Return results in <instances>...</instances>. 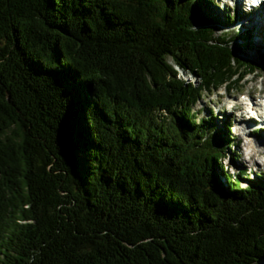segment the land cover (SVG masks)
<instances>
[{
	"label": "trees",
	"instance_id": "obj_1",
	"mask_svg": "<svg viewBox=\"0 0 264 264\" xmlns=\"http://www.w3.org/2000/svg\"><path fill=\"white\" fill-rule=\"evenodd\" d=\"M207 1L0 0V264L264 258V175L189 116L234 66Z\"/></svg>",
	"mask_w": 264,
	"mask_h": 264
},
{
	"label": "rangeland",
	"instance_id": "obj_2",
	"mask_svg": "<svg viewBox=\"0 0 264 264\" xmlns=\"http://www.w3.org/2000/svg\"><path fill=\"white\" fill-rule=\"evenodd\" d=\"M208 3L209 8L214 11H211L213 13L211 14L214 18L219 16L220 18L224 19L226 13L236 14V17H232L234 23H236L235 25H238V20H242L245 16L254 12L252 10L249 13L245 11L244 7L242 9L241 6L237 4V0H211ZM222 31L223 29L222 27H220L218 32ZM237 32L238 33L232 31L229 32L228 35L235 33L236 40L234 41V44L240 48H247L246 46L241 47L244 44L245 40V38L242 37L243 31L238 30ZM243 53L245 54L244 51ZM258 60L261 64V67L256 68L254 72H251L249 74H241L238 78H236L238 75L237 74L235 77L233 76L229 79V87L233 86V88L229 89L228 87L227 89L226 84H224L218 90H214V93H212V88L209 90L206 89L204 90L202 97L192 104V111H195L196 115L205 117V120H208L205 121V123L209 132H215V142L221 144L220 142L226 138V135L224 133L225 124H228L227 126L231 127L230 133H232V135H227V137L229 138V141L234 140L236 142V145H233L231 142L229 144L230 147L224 148L225 154L221 162L223 168H227L231 173L236 174L239 170L245 171L239 176L238 183L240 185H245L247 182H250L257 176L258 173L264 174V141H262V139L264 140V132H261L260 134L258 131L255 132L254 129H250V132H245L243 127H240L241 124L237 126L233 125V119L236 118V114L241 112L244 116V114L246 113V108L241 110L239 109L238 111L235 110L234 113L232 112L233 109L231 107V105L234 104L237 100H240V95L237 94L238 90L251 92L253 96L256 97L257 100H259L258 91L260 90L262 80L264 79V60ZM232 71L234 70L232 69ZM254 74L260 76L255 81H252V79L249 80V78H252ZM181 76L191 80H196V82L198 81V84L204 83L201 78L197 77L194 73L181 72ZM203 87H205V85H203ZM232 94H237V96H235L234 98V95ZM241 99L244 98L241 97ZM229 111L231 112V114ZM244 118L245 120L249 119V117L247 116H244ZM196 121H199V119L196 118ZM261 123L264 124V122ZM253 149L259 150L260 152L252 155L251 153ZM235 150L238 152L239 156L236 159H233L232 154L235 152ZM219 168L223 170L220 165ZM217 174L220 177L222 176L218 173V171ZM256 264H264V258L258 259Z\"/></svg>",
	"mask_w": 264,
	"mask_h": 264
},
{
	"label": "bare ground",
	"instance_id": "obj_3",
	"mask_svg": "<svg viewBox=\"0 0 264 264\" xmlns=\"http://www.w3.org/2000/svg\"><path fill=\"white\" fill-rule=\"evenodd\" d=\"M257 1H259L258 7H256V9L258 11L257 12L254 11V13H251V14L245 16L242 20H240L239 27H242V28H247L248 27V31L251 33V35H248L247 39L244 40V42L249 43V44L246 45L247 48H239V50L242 53L244 51L245 54L248 57H250V59H252V61H254L255 66L260 67L261 64H260L258 59H262L263 54H264V0H257ZM237 4L238 5L241 4V8L242 9L244 7V4L247 6V8H250V7H248L249 4H248V2L246 0H237ZM251 10H249V11H251ZM211 11H213V10H211ZM247 11H248V9H247ZM237 19H240V18H237ZM198 25L200 26V24H198ZM224 37L227 38V34H224ZM259 73H261V72H259ZM259 76L260 75L254 74V76H252V78H249V80L252 79V81H255L256 79H258ZM252 92H253V90H252ZM259 92H264V79L262 80V85L260 87ZM250 94L252 95V96L248 97L249 98L248 102L250 104H252L254 106H259L260 108L264 107V97L260 98L259 100H257L256 97H253V94L251 92H250ZM232 95H234V94H232ZM198 96L200 98L201 95H198ZM235 96H237V95H234V98H235ZM237 99H239V98H237ZM192 101L194 102V100H192ZM235 106H236V108H244L245 102L243 100H241V99L237 100L235 102ZM251 107H253V106H251ZM232 112L235 113L234 110ZM230 114H231V112H230ZM255 115H256V117H258V118H256L257 119L256 121L258 123L264 122L263 113L256 114L254 109H251L250 110V116L254 117ZM189 116H190V118L195 119V121H196V118L199 119V116L195 115L194 113H192V111H191V113H189ZM235 117L236 118L233 119L234 123H237L236 125L241 124L240 127H243L244 131L250 132V129H254L255 132L258 131L260 134H261V132H264V124L260 125V124L257 123L254 127L252 126V123H253L252 119H254V118L245 120V118H244V116H243V114L241 112L237 113ZM200 119H203V117L201 116ZM224 121H225V119H224ZM201 122H202V120H201ZM225 126L228 128V130H230V128L227 126V124H225ZM262 136H263V133H262ZM227 138L228 137L226 135V138L222 140V144H217L223 150L226 147L225 145L228 144L229 138H228V140H227ZM209 139H213V138H209ZM262 141H264V140L262 139ZM212 146L216 147V145L214 144L213 141H212ZM257 152H260V151L253 149L251 154L254 155ZM235 153H237V155L239 156V154H238V152L236 150L234 152V155H235ZM262 175H264V174L263 173L262 174L258 173L256 177H259V176L261 177Z\"/></svg>",
	"mask_w": 264,
	"mask_h": 264
},
{
	"label": "water",
	"instance_id": "obj_4",
	"mask_svg": "<svg viewBox=\"0 0 264 264\" xmlns=\"http://www.w3.org/2000/svg\"><path fill=\"white\" fill-rule=\"evenodd\" d=\"M233 50H234V49H233ZM233 60H234L235 62L243 61V59L241 58V56H240L238 53H236V52H234V54H233Z\"/></svg>",
	"mask_w": 264,
	"mask_h": 264
}]
</instances>
